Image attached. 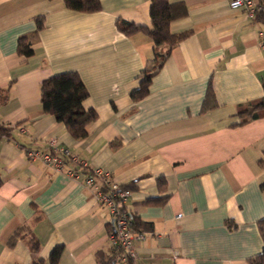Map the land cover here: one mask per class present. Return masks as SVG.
I'll list each match as a JSON object with an SVG mask.
<instances>
[{
    "label": "crops",
    "instance_id": "1",
    "mask_svg": "<svg viewBox=\"0 0 264 264\" xmlns=\"http://www.w3.org/2000/svg\"><path fill=\"white\" fill-rule=\"evenodd\" d=\"M168 1L186 9L170 33L189 36L133 102L155 49L141 34H121L116 22L149 27L150 0H99L95 13L68 10L63 0H0V90L11 84L0 124L12 128L0 137V264H50L56 248V264H99L111 254V218L82 177L26 158L49 141L118 186L136 182L124 206L150 227L136 232L144 238L133 242L135 264H248L261 254L264 118L237 126L236 114L264 94V24L231 11L230 0ZM37 18L43 28L25 60L17 40L36 31ZM65 73L78 75L88 93L82 106L97 115L84 140L41 111V83Z\"/></svg>",
    "mask_w": 264,
    "mask_h": 264
},
{
    "label": "trees",
    "instance_id": "2",
    "mask_svg": "<svg viewBox=\"0 0 264 264\" xmlns=\"http://www.w3.org/2000/svg\"><path fill=\"white\" fill-rule=\"evenodd\" d=\"M66 9L80 13H95L101 10L99 0H63ZM186 15V9L183 5H172L168 0H150L149 19L150 26H138L133 23L117 20V30L126 37H132L137 34L143 35L154 46L155 57L150 65L145 66L139 76L138 88L130 94L133 102L141 101L149 93V84L152 77L159 71L163 62L168 57L170 51L176 47L181 41L189 36V33L171 34L169 30L170 24L183 18ZM264 24V16L262 13H256ZM36 31L31 34L22 35L17 40L16 52L19 57L25 60L33 56V45L37 42V33L42 30V19L35 20ZM264 40V38H263ZM166 49L162 51V48ZM9 84L5 89L0 90V106L3 105L8 98ZM41 111L45 115L51 116L54 121L63 124L65 131L75 140H84L87 137L86 127L97 119V115L92 110H84L82 104L87 99L88 93L82 81L76 73H65L55 75L43 81L39 89ZM212 94L207 92L204 106L212 101ZM236 117L239 119V125L247 124L251 121L264 118V94L254 102L247 103L237 112ZM12 132L11 127L0 124V137H8ZM91 170H84V173H90ZM135 183L132 182L128 186H119L120 189L126 191H134ZM1 184V182H0ZM165 199H152L145 201V205H160ZM120 212L127 214L131 221V227L134 232L140 229L148 230L150 225L140 222L137 218L131 216L124 205L119 207ZM258 232L260 234L263 249L260 255L248 260V264H264V219L257 222ZM113 230H109L108 234ZM22 230L14 232L8 242V247H13L16 241L21 237ZM32 237V236H31ZM111 254L108 258H100L99 264H115L118 251L111 247ZM29 249L32 253L37 254L39 245L34 238L29 240ZM60 248H56L50 256V264H56L60 254ZM98 256V255H97ZM99 258V257H98ZM31 264H42L40 258H36ZM132 264V262H128Z\"/></svg>",
    "mask_w": 264,
    "mask_h": 264
},
{
    "label": "built area",
    "instance_id": "3",
    "mask_svg": "<svg viewBox=\"0 0 264 264\" xmlns=\"http://www.w3.org/2000/svg\"><path fill=\"white\" fill-rule=\"evenodd\" d=\"M228 7L231 11H245L251 18L256 13H262L264 16V0L257 2L230 0ZM262 44L264 48V40ZM25 156L29 161H39L44 166L73 180H79L82 177L83 187L92 193L96 205L104 208L111 218L113 231L108 234V241L110 246L118 251L117 264H128V262L135 264L136 254L133 242L142 240L144 234L134 232L127 214L119 211V207L127 202L130 196L129 191L120 189L107 172L96 169L88 174L84 173L86 164L78 161L67 149L57 146L54 141L47 142V147L43 150L27 149Z\"/></svg>",
    "mask_w": 264,
    "mask_h": 264
}]
</instances>
